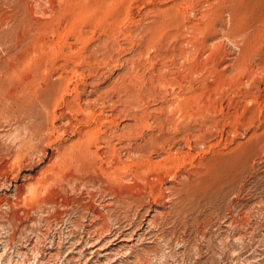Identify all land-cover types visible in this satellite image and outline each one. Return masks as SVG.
Listing matches in <instances>:
<instances>
[{
    "label": "rangeland",
    "instance_id": "rangeland-1",
    "mask_svg": "<svg viewBox=\"0 0 264 264\" xmlns=\"http://www.w3.org/2000/svg\"><path fill=\"white\" fill-rule=\"evenodd\" d=\"M9 179L11 262L264 264V0H0Z\"/></svg>",
    "mask_w": 264,
    "mask_h": 264
},
{
    "label": "bare ground",
    "instance_id": "bare-ground-1",
    "mask_svg": "<svg viewBox=\"0 0 264 264\" xmlns=\"http://www.w3.org/2000/svg\"><path fill=\"white\" fill-rule=\"evenodd\" d=\"M219 20V19H218ZM45 23V22H44ZM43 24V23H42ZM262 26V25H261ZM221 30V29H220ZM258 47V46H257ZM246 48V47H245ZM235 51V50H234ZM252 51V50H251ZM256 57V56H255ZM233 58V57H232ZM253 66V65H252ZM234 67V66H233ZM232 71V70H231ZM14 76H16V75H14ZM10 79H12V78H10ZM13 80V79H12ZM32 96V95H31ZM10 100H12V99H10ZM14 101H16L15 99H13ZM19 100H17V102H18ZM10 102L11 101H9V104L8 105H11L12 104V102H11V104H10ZM20 102V101H19ZM21 102H23V101H21ZM14 104V103H13ZM25 105H26V108L27 107H29L27 104H29V103H24ZM30 104H32V103H30ZM29 104V105H30ZM20 105V104H19ZM22 105V104H21ZM14 106V105H13ZM18 106V105H17ZM23 106V105H22ZM32 106V105H31ZM9 107V106H8ZM11 107V106H10ZM50 107V106H49ZM20 108H22V107H20ZM9 109V108H8ZM11 109H12V107H11ZM14 109V108H13ZM16 109H18L19 110V107H17ZM23 109V108H22ZM4 110V109H3ZM10 110V109H9ZM21 110V109H20ZM49 111V110H48ZM3 112V111H2ZM51 116V115H50ZM49 129V128H48ZM44 135V134H43ZM87 137H89V136H87ZM85 140V139H84ZM77 141V140H76ZM79 144H81V143H79ZM67 145V144H66ZM72 145V144H71ZM86 145V144H85ZM84 145V146H85ZM59 146V145H58ZM66 147V146H65ZM69 148H71V147H69ZM80 148V147H79ZM90 149V148H89ZM85 150V149H84ZM75 151V150H74ZM63 152H65V151H63ZM93 152V151H92ZM69 154V153H68ZM103 154V153H102ZM74 156V155H73ZM72 156V157H73ZM66 157H68V156H66ZM81 157V156H80ZM162 157V156H161ZM160 157V158H161ZM74 158V157H73ZM164 158V157H163ZM62 159V158H61ZM67 159H69V157L67 158ZM66 160V159H65ZM75 160V159H74ZM155 160V159H154ZM30 161V160H29ZM57 161V160H56ZM150 161V160H149ZM69 162V161H68ZM70 162H71V160H70ZM69 162V163H70ZM76 162V161H75ZM74 162V163H75ZM11 163H12V160H11ZM55 163V162H54ZM73 163V162H72ZM71 163V164H72ZM230 161H225L224 163H223V166H226V165H230ZM13 164V163H12ZM49 164V163H48ZM57 164H58V162H57ZM103 164V163H102ZM56 165V164H55ZM3 166V165H2ZM12 166V165H11ZM58 166V165H57ZM120 166V165H119ZM164 166V165H163ZM119 168V167H118ZM117 168V169H118ZM157 168V167H156ZM162 168V167H161ZM224 168H226V167H224ZM116 169V170H117ZM12 170V169H11ZM63 170V169H62ZM156 170V169H155ZM219 170V169H218ZM203 171V170H202ZM170 173V172H169ZM43 174V173H42ZM217 174V173H216ZM218 175V174H217ZM166 176V175H165ZM44 177V176H43ZM57 177V176H56ZM31 178V177H30ZM141 179V178H140ZM172 179V178H171ZM178 179V178H177ZM157 180V179H156ZM119 182V181H118ZM145 182V181H144ZM143 182V183H144ZM153 182V181H152ZM11 183H12V181L9 179V181H5V180H3L1 183H0V190H8V188H5V187H8V186H10L11 185ZM161 183V182H160ZM20 184L21 183H15L14 185H13V190H15L16 188H18L19 186H20ZM159 184V183H158ZM34 185V184H33ZM29 186H32V185H29ZM159 186V185H158ZM154 189V188H153ZM158 189V188H157ZM156 191V190H155ZM157 192V191H156ZM2 195H3V197H5L4 196V194H5V192H2L1 193ZM0 194V195H1ZM12 196H14V194H12ZM0 197H2V196H0ZM9 197V196H8ZM153 197V196H152ZM156 197V196H155ZM167 198V197H166ZM162 199V198H161ZM113 200V199H112ZM147 202V201H146ZM20 204V203H19ZM0 205H1V209L2 210H4V211H6L7 209H9V199H7L6 197L5 198H3L2 199V201H0ZM103 207V206H102ZM3 211V212H4ZM147 213V212H146ZM94 215V214H93ZM2 216H4V215H2ZM2 229V228H1ZM49 246V245H48ZM3 247V246H2ZM45 247V246H44ZM55 248V247H54ZM49 249H51V247H47V249L46 250H44L45 252L44 253H42V254H39L38 253V255H37V261H40V260H42V258H43V256H46V255H52L51 254V252H50V250ZM35 250V249H34ZM14 251V250H13ZM54 251V250H53ZM9 253V252H8ZM56 257V256H55ZM89 258V257H88ZM149 258V257H148ZM11 259H12V256L11 255H7L6 254V250L4 249L3 250V252L0 254V264H10L11 263ZM44 259V258H43ZM35 260H36V258H35ZM47 260V259H46ZM41 262V261H40ZM47 262V261H46ZM139 263V262H138ZM137 263V264H138ZM51 264V263H50Z\"/></svg>",
    "mask_w": 264,
    "mask_h": 264
},
{
    "label": "built area",
    "instance_id": "built-area-1",
    "mask_svg": "<svg viewBox=\"0 0 264 264\" xmlns=\"http://www.w3.org/2000/svg\"><path fill=\"white\" fill-rule=\"evenodd\" d=\"M47 247H50V246H47ZM36 261H37V258H36ZM37 262H39V261H37ZM33 263H32V261H30L28 259H22V260L16 261V262L15 261H12L10 264H33Z\"/></svg>",
    "mask_w": 264,
    "mask_h": 264
}]
</instances>
